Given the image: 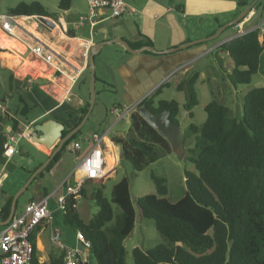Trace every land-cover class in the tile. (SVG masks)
<instances>
[{
  "label": "crops",
  "instance_id": "obj_1",
  "mask_svg": "<svg viewBox=\"0 0 264 264\" xmlns=\"http://www.w3.org/2000/svg\"><path fill=\"white\" fill-rule=\"evenodd\" d=\"M3 1L0 2V16L5 15L9 9L2 10L1 3ZM123 1L133 10L132 13L125 14L120 18H110L108 13L103 11L98 24L93 29L88 24L78 31L72 29V23L84 15L83 9L75 0H70L69 8L61 10L63 13H59L57 18L67 27L66 34H62L52 24L51 28L42 26L37 16H33L37 19V23L25 26L23 22L26 20H23L22 26H20L23 30L15 29L17 31L11 36L0 28V34L19 42L25 49L24 53L31 46L27 36L26 29H28L38 40L48 44L66 60L65 63H47L30 52V56L22 60L24 63L22 66L14 64L17 65L15 73L14 70L6 67L0 59V71L4 73L3 79H0V94L3 90V94L0 95V117L6 119L0 123V134L5 139L14 138L15 142L12 143V147L17 152L10 157L3 153L0 154V210L5 202L9 198L13 199L20 189L35 182L30 190L27 186V189L18 197L13 217L21 215L27 204L47 199L46 207L50 217L42 222L35 231L34 246L39 264L48 263L51 258L61 259V262L64 260V252L52 242L51 237L54 233L58 236L59 244L68 248H79L81 263L89 264L87 263L91 255L89 249L78 240L77 232L65 224L63 212L58 208L57 200L66 195L67 186H77L78 177L71 176L76 165V158L89 150L92 144L89 148L81 149L70 157L62 154L48 172H43V175L37 178L40 173H37L39 168L44 169L53 159L51 156L55 147L44 149L33 141V136L35 135V126L47 121L57 122L62 126L63 131L72 130L75 127L82 109L90 102L88 61L93 44L121 39L132 50L150 46L157 52L184 46V48L180 47L175 52L168 54H153L149 51L130 53L119 43H114L111 50L103 53L106 45L102 47L95 56L96 84L106 85L105 80L112 74L113 89L115 88L119 92L121 99L111 110L114 108L123 109L135 106L144 98L151 96L157 89H160V96L164 93L163 87H171L176 91V86L186 74L191 72L199 75L196 87L199 84L201 86L207 84L212 96H218L219 93L214 91L216 86L212 82L217 74L216 70L215 73L208 72L207 66L205 67L203 63H208L213 59L212 61H220L223 68V62H226V75L228 76L233 68V63L228 53L221 50V46L240 37L235 25L228 26V24L244 16L239 22L242 21V28L246 34L258 30L264 22V0ZM249 12L251 18L243 20ZM43 19L53 20L49 17ZM19 20L17 23H20ZM70 31L71 33H69ZM202 39L206 42L193 43ZM147 41L151 45H148ZM259 42L263 47L260 54L259 70L252 79L251 85L253 86L247 88L246 93L253 88L264 87V34L259 36ZM189 43L192 44L189 45ZM0 49L7 51L4 47H0ZM27 71L47 79V84L35 85L28 80L29 75H24V77L21 74ZM21 76L23 77L20 78ZM225 79L223 82L227 88L233 89L231 93L234 94L235 99L234 101L231 99L226 101L225 98L221 100H224L222 103L229 108L232 114L233 105L235 109H239L237 97L240 90L233 87L227 80L228 77ZM181 93L178 92V94ZM18 94L28 104L29 111L35 110L31 117L28 116L29 111L25 116L20 114L22 108L18 102ZM203 94L206 93L203 92ZM16 99L17 104L11 105V101ZM175 101L179 106H182L185 103L184 94L177 96ZM13 121L16 122L14 126ZM18 134L21 137H18ZM90 134L87 136L88 141H91ZM106 141L110 142L115 149L111 140L106 139ZM21 143L25 144L23 148L20 147ZM107 154L108 152L105 151V157ZM116 155L118 161L120 154ZM9 169L13 172V184L6 185L10 179V173L7 172ZM33 174L36 176L33 177ZM79 198L81 197H77V201ZM5 226L0 225V232Z\"/></svg>",
  "mask_w": 264,
  "mask_h": 264
},
{
  "label": "trees",
  "instance_id": "obj_2",
  "mask_svg": "<svg viewBox=\"0 0 264 264\" xmlns=\"http://www.w3.org/2000/svg\"><path fill=\"white\" fill-rule=\"evenodd\" d=\"M69 4L70 0H60L58 7L67 10ZM5 15L49 17L38 2L19 3ZM259 36L258 30L251 31L221 46L233 63L227 77L235 88L250 85L258 73L263 49ZM0 47L7 49L0 55L19 61L25 59H21L24 52L20 43L2 34ZM198 76L195 72L188 73L176 86V91L185 96L182 106L175 100H158L155 107L154 97L160 95L157 89L137 108L145 105L154 113L168 110L176 124H179L177 116L181 109L192 119V110L198 106L195 88ZM28 80L38 86L47 84V79L40 77ZM17 96L22 105L20 114L25 116L28 104L20 94ZM88 105L82 109L75 127ZM137 108L129 116L125 136L113 137L111 142L119 147L120 159L134 172H141L172 151L169 143L138 114ZM203 110L206 119L202 125L188 127L199 135V153L189 159L195 171H185L183 195L170 200L166 179L151 174L155 195L139 197L136 201L138 216L152 220L167 245L147 250L135 247L131 252L133 264H264V87L253 88L244 95L240 120L215 96ZM70 131H63V136ZM80 131L65 142L37 178L51 169ZM4 141L5 137L0 134V154ZM84 185H94L89 198L94 200L97 213L85 223L77 212V197L70 195L62 210L65 224L82 234L97 264H126L123 243L132 233L136 220L128 179L123 178L112 187L109 199L103 194L102 180H88L80 186L79 196L87 198ZM11 201L9 198L0 210L1 222L8 217ZM113 206L119 209V214H115ZM38 227L30 235L33 246ZM60 263L61 259L51 258L43 264ZM30 264H39L35 246Z\"/></svg>",
  "mask_w": 264,
  "mask_h": 264
},
{
  "label": "rangeland",
  "instance_id": "obj_3",
  "mask_svg": "<svg viewBox=\"0 0 264 264\" xmlns=\"http://www.w3.org/2000/svg\"><path fill=\"white\" fill-rule=\"evenodd\" d=\"M60 0H4L1 3L2 10L5 8L14 7L19 3H31V2H38L42 4L50 18L57 21V18L59 17V13H63L59 7L58 3ZM76 3L79 4V6L83 9L84 15H86L88 11V6L86 7L85 0H75ZM8 10V9H7ZM4 11V10H3ZM2 11V12H3ZM105 12H109L105 10ZM25 26H30L33 23H37V19H29L23 22ZM42 28V27H40ZM114 43L110 45H106L105 49L103 50V53H105L107 50H111ZM24 47L22 46V51L24 52ZM7 51H3L0 53H6ZM30 50L27 49L26 52L21 56V59H24L26 57L30 56ZM100 57V56H99ZM0 59L2 63L14 70L16 73L15 67L17 65L14 64H21V66L24 64L23 61H19L16 59L8 58L4 55H0ZM213 60V59H212ZM209 60L208 63H203V65L206 67L208 72H214L216 70V76L215 79L212 80L214 82V85L216 86L215 92H218L219 95L215 96L219 99L220 102L224 101L221 100L222 98H225L227 101L228 99H231L234 101L235 96L233 97V93H231L233 89L227 88L223 82V79L227 77V66L226 62H223V68L222 63L220 64V61H212ZM225 61V60H224ZM212 64V65H211ZM21 73V72H18ZM32 72L27 71L25 73H21L23 76H37L31 74ZM3 72L0 71V79H3ZM213 75V73H210ZM47 75V74H46ZM24 76V77H25ZM226 80V79H225ZM228 80V79H227ZM107 83L105 84H96V101L94 104V107L92 109V112L89 116L88 122L85 124V126L81 129L80 133L75 136L74 141H72L65 149L66 156H71L73 153L69 150V147L72 143L78 142L81 146L82 150H85L89 148L92 144L91 141L87 140V136L90 133H97L99 135H103L106 131H108V134L106 135V139L111 140L113 137H123L125 136L128 128H129V118H126L124 120H121L119 122H116V116L109 113V111L112 109V107L116 106L118 101H120L121 97L118 94L119 92L114 88L113 89V76L110 74L107 79L105 80ZM228 82V81H227ZM252 83V82H251ZM110 86H109V85ZM230 86V85H229ZM253 85L248 86H240L238 89L240 90L238 93L237 101H238V107L239 109H235V107L232 106V116L236 119H241L242 117V101L244 98V95L246 94V89L252 87ZM196 88V92L198 94V103L199 105L193 109V115L194 117L192 119L189 118L188 113L184 110H180V113L177 116V120L179 123V126L181 127L182 136L185 139L183 150L180 154H174L171 153L170 155H167L165 157L160 158L158 161L154 162L153 164L147 166L145 169H143L141 172H134L130 165L124 161H122L120 158L117 161V155L120 154V149L118 146H115V149L113 148L112 144L106 140L102 142V147L105 151L108 152L106 155V169L105 173L108 172L105 178L102 179L103 181V194L104 196L109 199L110 193L112 190V187L118 183L123 178H127L130 185V196L133 203V207L136 211V220L135 225L132 233L129 235L128 238L124 241V247L126 250V264H133L132 262V256L131 252L132 249L135 247H138L140 249H152L157 245L160 244H166L167 242L157 233L154 222L149 219H144L138 216V209L136 205V201L139 197H143L146 195H155V188L153 185V182L151 180V174L166 179L167 181V188H168V197L170 200L175 201L179 199L184 191H185V183H184V173L185 171H191L194 172V167L192 163L189 161L190 158L196 157L199 153L197 144L199 135L198 133H194L188 129L190 124H193L196 127H200L202 123L206 119V114L204 112L203 106L206 103H209L214 96H212L209 88L207 87V84H203L202 86L199 84ZM164 93L160 96L154 97V104L156 105V101L160 99L165 100H175L177 96H182L183 94H178L173 88H167L163 87ZM203 92L206 94L204 95ZM230 93V95H229ZM3 94V90L1 91V94ZM221 97V98H220ZM228 103V102H227ZM17 104V99L13 102L11 101V105L15 106ZM12 107V106H11ZM20 107L22 108V105L20 104ZM35 113V110H31L28 113V116L31 117ZM6 119L3 118V122ZM25 144L21 143L20 147L23 148ZM114 167V168H113ZM113 168V169H112ZM112 169L111 172H109ZM10 173V179L6 183H12V170L9 169L7 171ZM26 176V175H25ZM33 184L35 182H32ZM33 184H30L28 186V189L30 190L33 186ZM94 185H84V189L86 190L87 198H79L77 201V212L79 214V217L82 221L87 223L92 217L97 213V207L91 198H89V195L93 191ZM28 190V191H29ZM14 196V195H13ZM115 214H119V209L116 206H113ZM89 264H96L95 259L92 257V255L89 256L88 262Z\"/></svg>",
  "mask_w": 264,
  "mask_h": 264
},
{
  "label": "built area",
  "instance_id": "obj_4",
  "mask_svg": "<svg viewBox=\"0 0 264 264\" xmlns=\"http://www.w3.org/2000/svg\"><path fill=\"white\" fill-rule=\"evenodd\" d=\"M88 11L86 15L79 17L75 22L72 23V29L78 31L83 26L88 24L91 29H93L99 22L101 13L103 11L109 12L110 18H120L125 14L132 13L133 10L129 8L123 0H86ZM32 17H13L9 15L0 16V28L3 32L8 35H14L15 29H22L18 23V19H30ZM251 13H247L245 18L250 19ZM38 19V18H37ZM50 24H45L41 22L44 27L51 28L56 27L60 30L62 34L68 32L67 27L61 20L49 21L45 20ZM236 31L239 36L244 34L242 28V21L235 25ZM23 30V29H22ZM259 35L264 34V22L258 29ZM31 46L28 47L30 52L38 58L43 59L47 63H65L66 60L57 53L48 44L38 40L35 36L31 34L27 35ZM185 67V66H184ZM138 104L130 108L111 110V114L116 116V122L129 118L130 114L134 112ZM108 131L102 136L98 134H90V139L92 142V147L86 152L82 153L76 158V165L71 173L72 177H78L77 186H67L66 195L61 196L57 200L58 208L63 210L65 205L66 197L74 195L79 197V188L88 180H102L108 174L105 173L106 161H105V151L103 149L102 142L106 140V135ZM18 137H21L18 134ZM15 142L13 137H8L3 143V154L10 157L17 153L15 148L12 147V143ZM69 150L73 154H77L81 150L79 143L74 142L69 147ZM114 168V167H113ZM112 168V169H113ZM112 169L109 171L111 172ZM47 199H42L37 202H31L24 207V211L21 215L15 216L11 221L5 226V228L0 232V264H30L34 246L30 241V235L34 229L40 225L42 222L46 221L50 217V213L46 207ZM77 238L83 243L85 247H89V243L84 241L83 236L80 232H77ZM52 242L57 245L64 252V260L60 264H80V249L79 248H68L58 242V236L56 233L52 234Z\"/></svg>",
  "mask_w": 264,
  "mask_h": 264
},
{
  "label": "water",
  "instance_id": "obj_5",
  "mask_svg": "<svg viewBox=\"0 0 264 264\" xmlns=\"http://www.w3.org/2000/svg\"><path fill=\"white\" fill-rule=\"evenodd\" d=\"M249 9L247 10V12L249 11ZM243 17L231 22L230 24H228V26L236 25ZM37 18L45 24H50V23L46 22L41 17H37ZM207 39H209V38H207ZM204 41L206 42V40L202 39V40H197L193 43H199V42H204ZM112 43L121 44L130 53H135V52L140 53L142 51H149L153 54H168V53L175 52L180 47L184 48V46H180V47H177V48H174L171 50H167V51H163V52H157L152 47L146 46V47H142L138 50H132L130 48V46L121 39H112L109 41L99 42V43L93 44V46L90 49V55H89V61H88V67L90 70V102H89L88 109H87L85 115L83 116V118L81 119L80 123L76 127H74L65 136H63L62 126L60 124H58L57 122L47 121L44 124H40V125L35 126V135L33 136V141L40 144L44 149H51V148L55 147V149L52 153L51 159L61 150V148L63 147L65 142H67L73 135L78 133V131L84 126L89 115L91 114L92 109H93L94 104H95V101H96L95 56L100 52V50L102 49L103 46L110 45ZM191 44L192 43H189V45H191ZM137 112L146 121V123L150 127H152L154 130H156L158 132V134L169 143L172 153L180 154L182 152L184 143H183V136H182L181 127L179 126V124H176L171 120L170 112L168 110H164L162 112L154 113L150 109H148L147 106L142 105V106L137 108ZM42 169L43 168H41V169L39 168L37 173L41 172ZM32 176L35 177L36 175L33 174ZM27 186L28 185H25L13 197L8 217L6 220L0 222V225L5 226L11 221V219L14 216L17 199L23 193V191L25 189H27Z\"/></svg>",
  "mask_w": 264,
  "mask_h": 264
},
{
  "label": "bare ground",
  "instance_id": "obj_6",
  "mask_svg": "<svg viewBox=\"0 0 264 264\" xmlns=\"http://www.w3.org/2000/svg\"><path fill=\"white\" fill-rule=\"evenodd\" d=\"M23 20H24V19H20V20H19V22H20V23H18L19 26H22V21H23ZM20 24H21V25H20ZM26 30H27L28 34H31L32 36H35V35H33V34L31 33V31H29L28 29H26ZM15 31H17V30H15ZM14 33H15V32H14ZM60 36H61V35H60ZM35 37H36V36H35ZM105 161H106V158H105ZM104 172H105V171H104Z\"/></svg>",
  "mask_w": 264,
  "mask_h": 264
}]
</instances>
